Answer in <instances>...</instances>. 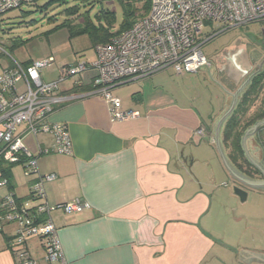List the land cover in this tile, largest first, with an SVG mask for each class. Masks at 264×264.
Returning a JSON list of instances; mask_svg holds the SVG:
<instances>
[{"label":"crops","instance_id":"0c3cea01","mask_svg":"<svg viewBox=\"0 0 264 264\" xmlns=\"http://www.w3.org/2000/svg\"><path fill=\"white\" fill-rule=\"evenodd\" d=\"M253 24L264 27V22ZM225 54L204 68V91L193 98L167 88L172 69L115 89L113 96L122 109L138 114L133 119L111 121L108 103L96 96L56 107L49 121L67 126L73 153L40 154L39 148L52 147V134L26 137L38 173L27 176L26 162L4 161L10 183L0 187L1 196L13 195L19 208H51L49 216L68 264H264V227L256 246L253 217L240 211L242 203L228 186L233 180L217 146L219 140L232 171L263 185L247 189L248 199L251 194L264 198V128L257 134L264 121L243 139L252 177L233 168L224 146L225 123L233 112L222 123L237 93L241 90L238 104L264 72V44L254 40L240 46L231 51L232 60ZM76 62H61L52 73L59 75L62 66ZM246 69L252 71L243 77ZM93 75L90 71L77 79L80 88L68 82L62 94L87 91ZM263 102L264 89L251 110ZM199 129L205 130L204 137L197 136ZM51 174L56 179L44 181L45 198L34 200L33 185ZM76 202L85 205L83 212L57 208ZM3 214L0 211V264H19V249L39 264H49L44 240L31 237L19 247V226L1 219ZM37 218L42 221L43 216Z\"/></svg>","mask_w":264,"mask_h":264},{"label":"built area","instance_id":"2783aa9c","mask_svg":"<svg viewBox=\"0 0 264 264\" xmlns=\"http://www.w3.org/2000/svg\"><path fill=\"white\" fill-rule=\"evenodd\" d=\"M37 1L0 0V20L7 13ZM261 22H264V0H150L147 15L111 42L96 46L95 62L78 61L62 66L54 81H46L43 77L56 63L54 56L33 61L28 66L16 60L7 68L0 66V157L7 162H17L19 156H24L27 158L25 174L38 173L37 159L24 144L26 137L52 134V147L39 148L40 154L73 153L67 126L49 121L56 107L96 96L108 103L111 121L136 118V112L122 109L120 99L113 96L115 89L169 69L178 75L198 73L212 66L203 48L217 35L202 40L207 26L224 29V33L234 27ZM0 52L6 53L1 47ZM90 71H94V75L86 85L87 91L74 96L62 94L68 82L83 87L76 80ZM196 134L204 137L205 130L199 129ZM54 179V174L39 178L33 185V199H44L43 183ZM6 184L7 180L0 178V187ZM57 208L65 213H81L85 205L76 202ZM0 211L4 212L1 219L19 226L16 245L22 247L31 237L40 238L45 242L46 262L68 264L48 205L40 204L30 210L19 208L13 195L2 197L0 194ZM37 215L43 216L42 221L35 220ZM16 254L19 264H39L25 249H19Z\"/></svg>","mask_w":264,"mask_h":264},{"label":"rangeland","instance_id":"374dc122","mask_svg":"<svg viewBox=\"0 0 264 264\" xmlns=\"http://www.w3.org/2000/svg\"><path fill=\"white\" fill-rule=\"evenodd\" d=\"M128 2L133 3L134 0H38L36 5L13 10L0 20V47L6 52L5 54L0 52V66L6 68L12 60L25 63L54 56L56 63L50 70L44 72V76L56 80L58 75L52 73V70L58 69L57 66L61 65V62L71 63L75 60L93 63L97 59V53L89 36L71 37L64 24L69 21L73 26H84L85 21L89 20L97 26L107 25L105 15L111 13L115 15L112 30L116 31L125 22V4ZM135 5L134 17L139 19L140 15L144 14L145 2L138 1ZM71 9L76 10V13L71 14L69 12ZM222 31L224 29L219 27L213 29L210 26L204 30L202 40L217 35L203 48L209 62L227 51L248 46L249 42L254 40L264 44V27L261 24L234 27L224 33ZM204 73L205 70L202 69L198 73L186 74L187 78H183L182 75L172 72L170 74L172 80L167 88L177 95L196 97L204 91L202 86ZM48 78L46 77V80L50 81ZM199 101L198 99L196 104ZM228 186L233 187L230 180ZM241 207L240 211L245 210L253 217L251 224L254 230L251 234H254L257 246L260 244V230L264 227V198H259V194H251Z\"/></svg>","mask_w":264,"mask_h":264},{"label":"trees","instance_id":"16d2710c","mask_svg":"<svg viewBox=\"0 0 264 264\" xmlns=\"http://www.w3.org/2000/svg\"><path fill=\"white\" fill-rule=\"evenodd\" d=\"M144 1V14L140 15L142 18L143 16L147 15L150 10V0H134V2H128L125 4V22L122 26L113 31V24L115 21V15L111 13H107L105 18L107 19V25H95L89 20L85 21L84 26H73L67 21L64 25L70 31L71 37L80 36V35H88L93 47L101 44H107L111 42V40L120 34L121 32L130 29L133 24L138 20V17L135 16L136 12V5L135 2ZM36 5V3L34 4ZM32 6V5H31ZM69 12L71 14L76 13V10L71 9ZM140 19V18H139ZM32 62H25L24 65L28 66ZM264 72L257 75L254 78L250 87L245 91L242 95L241 99L239 100L235 110L229 116L225 123V132H224V146L227 150L230 151V160L233 168L243 176L252 177V174L248 172L251 170V162L247 158L246 151L243 144V139L246 134L255 127L260 122L264 121V102L260 107L254 111L251 109L255 106L254 101L260 97V93L264 89ZM252 111V112H251ZM263 127H260L257 131L259 135L262 132ZM260 138V137H259ZM260 140V139H259ZM264 145L263 143H261ZM27 158L24 156H19L17 162L25 163ZM4 160L0 161V167L2 170V179H6L7 183L9 184V174L8 169L3 168ZM32 198H33V190H32ZM37 222L38 220L36 217L35 219Z\"/></svg>","mask_w":264,"mask_h":264},{"label":"water","instance_id":"95a60500","mask_svg":"<svg viewBox=\"0 0 264 264\" xmlns=\"http://www.w3.org/2000/svg\"><path fill=\"white\" fill-rule=\"evenodd\" d=\"M231 59V51H228L226 54H225V59ZM232 60V59H231ZM253 69V68H252ZM252 69H246V70H243V77H245L247 74H250V72L252 71ZM256 75V74H255ZM253 75L251 77V79L255 76ZM250 79V80H251ZM247 81L246 85L250 82ZM245 85V86H246ZM244 86V87H245ZM243 89V88H242ZM241 90L237 93V95L235 96V101H234V105L232 106V109L230 110V112L224 117V119L222 120V123L223 121L234 111L235 107H236V104H237V100H238V96L240 94ZM221 123V124H222ZM217 146H218V151L222 157V160H223V163H224V166L225 168L227 169V171L229 172L230 176L232 177V180H233V193L235 196H237L240 200V202L242 204H244L245 202H247V199H248V191L247 189H260L263 185L255 182V181H251L249 179H246L245 177H242L238 174H236L234 171L231 170V168L229 167V165L227 164V161L224 157V154L222 152V149H221V146H220V143H219V140H218V143H217Z\"/></svg>","mask_w":264,"mask_h":264}]
</instances>
